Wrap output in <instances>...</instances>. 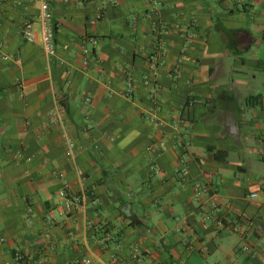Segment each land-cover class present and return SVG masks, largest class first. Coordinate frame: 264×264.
Wrapping results in <instances>:
<instances>
[{"label":"crops","instance_id":"1","mask_svg":"<svg viewBox=\"0 0 264 264\" xmlns=\"http://www.w3.org/2000/svg\"><path fill=\"white\" fill-rule=\"evenodd\" d=\"M263 34L264 0H0V264H264Z\"/></svg>","mask_w":264,"mask_h":264},{"label":"built area","instance_id":"2","mask_svg":"<svg viewBox=\"0 0 264 264\" xmlns=\"http://www.w3.org/2000/svg\"><path fill=\"white\" fill-rule=\"evenodd\" d=\"M100 17L97 16V18ZM39 21L42 25V30H41V42H42V47L43 51L47 55H52L54 53V43H53V29L51 26V14L48 10V5L44 2L41 3L40 5V13H39ZM22 35L25 39L26 42L28 43H33L35 41V35L32 29L30 28L29 24L25 25L22 29ZM264 36V34H263ZM92 44L96 43V39L94 38H89L88 39ZM81 48L84 50V53L87 52L86 47L84 45L81 46ZM159 54H163V50L161 49L159 51ZM158 54V55H159ZM158 67V56H152L151 59L148 62V69L150 73L152 74L151 77H145L143 83L149 87V92L148 96L153 100L156 95V89L154 87L153 81L156 75V70ZM64 115H65V110L63 108L57 107L50 111L49 113V119L48 121L52 124L56 125H61V130H62V138L65 141L67 150L69 154H73L77 150V145L74 142V139L72 136L69 135L67 130L64 129ZM151 122L156 123L157 121L155 119H150ZM111 140H113L112 137L109 136ZM148 151L150 150H155L154 147H148ZM199 194V193H198ZM58 197L63 200L64 207H69V208H77L80 207L83 201V196L82 195H72L69 197V195L66 192L65 187L60 189L57 193ZM256 194H251L249 197L255 198ZM70 209V210H71ZM64 211L62 209H58L57 207H53L48 209L47 211V218L49 220H54V218L58 215H63ZM246 249V248H245ZM133 256L137 258V250H134ZM14 259L17 261L18 264H25L24 259L22 255L20 254H15ZM111 264H115V261H113Z\"/></svg>","mask_w":264,"mask_h":264}]
</instances>
